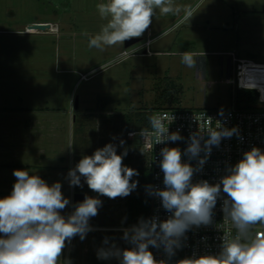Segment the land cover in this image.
<instances>
[{"label": "rangeland", "instance_id": "1", "mask_svg": "<svg viewBox=\"0 0 264 264\" xmlns=\"http://www.w3.org/2000/svg\"><path fill=\"white\" fill-rule=\"evenodd\" d=\"M107 2L0 0V198L12 191L13 171L26 170L14 164L34 165L29 174L46 181L45 166L58 165L62 192L70 200L61 214L70 215L77 204L66 170L73 156L77 164L111 143L117 154L127 152L124 165L144 163L147 131L141 132L148 130L145 120L153 110L228 108L237 93L230 52L264 62V0H183L182 12L190 8L192 17L150 41L152 54H141L140 46L127 56L119 52L140 45L145 34L126 48L88 46L89 35L107 23L96 6ZM36 23L49 27L43 33L26 29ZM185 52L193 57L191 66L182 63ZM253 85L263 89L260 82ZM245 103L241 96L238 104ZM81 181L87 196H97ZM98 198L102 203L89 220L90 230L83 240L73 238L69 264H95L103 259L100 249L133 246L124 239L134 227L125 224L123 197ZM103 260L120 264L115 256Z\"/></svg>", "mask_w": 264, "mask_h": 264}, {"label": "clouds", "instance_id": "2", "mask_svg": "<svg viewBox=\"0 0 264 264\" xmlns=\"http://www.w3.org/2000/svg\"><path fill=\"white\" fill-rule=\"evenodd\" d=\"M96 7L107 23L98 33L89 35L88 46L101 51L142 37L150 28L157 9L161 14L181 11L172 0H108ZM190 17L192 12L185 10L184 18ZM181 57L182 63L192 65L191 54L185 52ZM174 119L167 113L148 117L156 143L181 138L168 131ZM207 132L206 153L221 139L237 134V128L221 127L218 123L216 128L209 127ZM200 139L202 137L196 135L191 137L186 149L191 157L199 155ZM186 153L178 147H164L160 152L164 188L155 189L154 194L171 215L163 221H142L139 227L132 229L130 238L128 232L124 233V239L129 240L132 247L115 251L100 249V258L115 256L120 264H164V261L155 259L150 246L160 247L159 240L165 252L174 255V248L181 246L180 238L191 226L213 223L214 209L223 193V221L234 229V233L231 230L224 232L218 254L193 255L178 264H264V232H253L258 224L264 226V151L258 147L245 151L242 159L230 166L227 174L215 184L206 180L192 182L195 169L182 159ZM126 155L127 152L117 154L116 147L109 143L91 155L82 156L68 172L69 184L83 187V178L97 196L86 195L68 216L61 214L70 200L64 196L60 182L49 184L37 174L14 170L16 180L12 191L0 198V264H60L66 243L77 235L83 240L90 230L89 220L98 214L102 203L98 197H126L136 188L138 182L132 177L139 173L123 164ZM200 163L203 164V160ZM104 242L107 243V239ZM63 264L69 262L63 261Z\"/></svg>", "mask_w": 264, "mask_h": 264}, {"label": "built area", "instance_id": "3", "mask_svg": "<svg viewBox=\"0 0 264 264\" xmlns=\"http://www.w3.org/2000/svg\"><path fill=\"white\" fill-rule=\"evenodd\" d=\"M150 40H144L140 45L119 52V56H127L134 53L140 46L143 47L141 54H152L148 49ZM234 62L235 77L233 85L236 91L253 90L257 93L253 103L238 104L236 98L228 108L214 109H188V108H158L152 111L155 113H167L174 116L168 131L176 133L181 138L176 141H167L166 143H156L155 137L151 134L149 124L147 134L143 140V149L145 155V164L150 173V211L148 222L157 220H166L171 214L168 213L162 205L160 198L154 194L155 189H163V172L159 163L161 149L164 147H178L182 153H186L188 145L191 143V137L196 135L200 139L201 151L198 156L191 157L190 153L183 155L184 162L189 163L194 169L192 182L197 183L206 180L209 184H215L220 178L227 174V169L242 159L243 153L249 151L252 147H258L264 151V62H257L247 58L237 57L230 52ZM80 79H85L86 74L79 73ZM260 82L263 89L253 85ZM225 128H237V134L231 138L221 139L218 145H212L211 151H204V143L208 138L207 129L216 128L217 124ZM203 160V164L200 161ZM225 195L221 193L218 198L213 214V223L209 225H193L180 238V247L174 248V255L169 256L163 243L160 247H151L155 259L164 261V264H178L179 261L192 257L193 255L218 254L220 252L221 237L225 231L230 229L228 224L223 221V212L221 206ZM223 225V227L221 226ZM139 227V226H137ZM159 231V230H157ZM253 232H264V226L257 225Z\"/></svg>", "mask_w": 264, "mask_h": 264}, {"label": "trees", "instance_id": "4", "mask_svg": "<svg viewBox=\"0 0 264 264\" xmlns=\"http://www.w3.org/2000/svg\"><path fill=\"white\" fill-rule=\"evenodd\" d=\"M257 93L253 90H242L236 93V102L240 101V97H244L246 104L253 103L256 99ZM145 118L137 117V120H144ZM148 123V119L145 120ZM149 127V123H148ZM148 129V128H147ZM126 166H128L126 164ZM135 169L139 175L133 176L132 180L138 182L135 189L131 193L123 197L124 200V218L127 227H137L141 225V222H148L150 211V173L144 163H138L135 166H128ZM126 232L132 233L129 229ZM95 264H107L105 260L101 259L95 261Z\"/></svg>", "mask_w": 264, "mask_h": 264}, {"label": "crops", "instance_id": "5", "mask_svg": "<svg viewBox=\"0 0 264 264\" xmlns=\"http://www.w3.org/2000/svg\"><path fill=\"white\" fill-rule=\"evenodd\" d=\"M172 2H173V5L175 7L180 8L181 11L178 14H173V13L161 14L160 11H159V9L156 10V14L153 17V19H154V22L153 23L154 24H153V26L151 25L150 28L145 33V36L151 42L153 40H155L157 37H161L163 35L172 33L174 31V28L184 18L185 12L183 13L182 11L184 10V8H186L185 7L186 5L185 6L183 5V0H172ZM189 9H187V10H189ZM162 20H163V22H162ZM160 23H161V25H157V24H160ZM162 23L163 24L165 23L166 27L162 28ZM35 32H41V33H43V32H45V30L44 31H35ZM151 34H152V36H150ZM140 39H141V37H140ZM15 151L16 150H13L14 153H15ZM77 151L78 150H77V147H76V153H77ZM39 153L42 154V151H39L38 154ZM73 158H74V156L72 157V162H70V164L72 163V165H70L66 169L68 172H69L70 169L74 168L75 165H76L74 163V161H73ZM69 159H71V158H69ZM6 165H11V164H6ZM14 165L15 166H20V167L26 168V170H27L28 166H30V167H33L34 166V165H28V164H14ZM39 167H43V166H39ZM45 167L47 168V171H49L48 172L49 175L47 177V181H48L49 184H52V183H55V182L63 183L61 181L60 174H59V168H63V167H59L58 165L57 166L56 165H54V166H49L48 165V166H45ZM3 182L10 183V181L9 180L8 181L5 180V178L3 179ZM75 192H82V193L85 194L83 187H75V186H73V190L69 194L70 197H71V199H72L73 193H75ZM85 196H86V194H85ZM76 203H79V202H76ZM77 236H79V235H77ZM77 236H75V238ZM74 244L75 243L73 241V238L69 242L66 243V247L64 248L63 253H62V257H61L62 263H63V261L70 262V255L69 254L71 253L72 250L75 249V245Z\"/></svg>", "mask_w": 264, "mask_h": 264}, {"label": "water", "instance_id": "6", "mask_svg": "<svg viewBox=\"0 0 264 264\" xmlns=\"http://www.w3.org/2000/svg\"><path fill=\"white\" fill-rule=\"evenodd\" d=\"M48 27H49L48 24L36 23V24L28 25L26 29L29 30V31H44ZM139 40H140V38H133L131 40H128V41H126L123 44V47H125V48L129 47V46L135 44L136 42H138ZM74 107H76V101H75ZM84 198H85V194L84 193L75 192V193H73L72 201H74V202H82Z\"/></svg>", "mask_w": 264, "mask_h": 264}]
</instances>
